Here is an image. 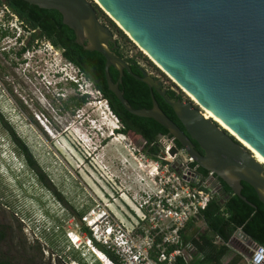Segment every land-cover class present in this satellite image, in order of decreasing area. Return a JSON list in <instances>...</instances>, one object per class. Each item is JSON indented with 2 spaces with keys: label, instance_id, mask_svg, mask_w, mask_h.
I'll list each match as a JSON object with an SVG mask.
<instances>
[{
  "label": "rangeland",
  "instance_id": "rangeland-1",
  "mask_svg": "<svg viewBox=\"0 0 264 264\" xmlns=\"http://www.w3.org/2000/svg\"><path fill=\"white\" fill-rule=\"evenodd\" d=\"M1 9L5 8L0 7L2 18ZM102 11V21L115 32L126 55L137 58L152 76L163 81L165 88L183 93L185 100L194 99ZM9 16L6 12L2 26H10L9 37H1L0 30V112L31 148L54 190L47 189L17 155L0 123L2 206L10 207L3 206L31 241L43 247L48 259L62 260L63 264H110L108 258L101 260L92 253L85 229L91 228L93 220L107 223V215H112L114 226L122 224L131 229L139 218V203L160 188L156 162L143 154L142 139L115 131L120 127L118 120L88 80L80 83L78 90L89 93L90 101L75 114L65 109L60 96L75 95L77 91L69 83L77 81L73 70L64 67L60 52L47 41H39L22 57L17 55L20 29ZM29 37L27 34L23 40ZM181 157H188L184 150ZM53 191L61 194L62 200ZM77 213L84 215L85 224L78 222ZM200 227L205 229L202 222ZM69 236L78 241L76 247ZM237 241L232 248L239 251Z\"/></svg>",
  "mask_w": 264,
  "mask_h": 264
},
{
  "label": "water",
  "instance_id": "water-1",
  "mask_svg": "<svg viewBox=\"0 0 264 264\" xmlns=\"http://www.w3.org/2000/svg\"><path fill=\"white\" fill-rule=\"evenodd\" d=\"M27 1L58 11L78 46L106 57L109 88L129 112L166 128L189 157L214 172L250 205L255 206L242 195V182L249 183L264 203V164L253 152L264 159V0ZM95 3L197 100L170 99L161 79L145 68L143 75L136 74L131 64L112 50L111 45L118 43L116 34L102 21ZM111 66L120 72L118 82L111 77ZM126 70L152 89L151 108H134L124 97L119 82ZM155 90L185 132L162 111ZM204 108L237 136L208 118ZM177 152L173 147L170 154Z\"/></svg>",
  "mask_w": 264,
  "mask_h": 264
},
{
  "label": "trees",
  "instance_id": "trees-1",
  "mask_svg": "<svg viewBox=\"0 0 264 264\" xmlns=\"http://www.w3.org/2000/svg\"><path fill=\"white\" fill-rule=\"evenodd\" d=\"M0 7H7L13 12L23 24L22 26L28 32V35H30L26 42L23 38L17 39V43H22L17 55L22 57L26 52L35 49L37 46L36 43H39V41H47L53 48L60 52L63 61L69 63L78 72L80 80L74 83L69 82L70 86L77 90L76 94H70L66 97L64 96V98L60 96L65 109L71 110L75 114V110L82 108L90 101L89 93H80L78 90V85H82L80 83L88 80L91 82L93 88L101 93L102 97L107 101L113 116L118 120L120 127L115 131L119 135L130 136L134 134L139 139H142L144 142L142 148L143 154L153 161L158 160V156L164 152V148L160 142L161 139H172L169 131L155 120L137 117L124 107L115 93L109 88L105 74L107 59L103 54L100 52L86 51L84 47L78 46L75 41L76 37L74 32L68 26L64 25L62 15L56 10L41 9L39 6L32 5L27 0H0ZM95 7L99 11L100 17V11L105 15L97 3H95ZM119 31L124 37L128 38L122 30ZM6 34L8 33H2L1 37H4ZM111 48L115 54L121 58H125L131 64L136 74L143 75L142 70L144 67L137 58L126 55L120 43H117V45L112 44ZM110 74L115 82L119 81L120 72L115 67H110ZM119 87L124 93V97L134 108H151L153 106L152 89L150 86L136 78L129 71L126 70L124 73L122 81L119 82ZM163 89L166 90L167 96L170 99H184L183 93H178L173 88ZM154 95L166 116L185 132L172 108L156 90ZM0 123L4 126L10 141L15 146L17 155L35 173L39 181L47 189L52 190V184L35 158L31 148L17 134L15 128L9 126L1 112ZM193 143L196 144L194 141ZM174 144L177 149H182L177 141H174ZM197 148L201 151L199 146ZM193 165H196V163ZM197 172L202 178L209 175V171L201 166H198ZM221 183L224 194H216L208 206L201 210L200 218L194 217L190 220L182 232L184 239L192 241L199 248L200 253L204 255V260L200 264H224V258L232 251L229 242L238 231L243 232L257 244L264 246V203L259 199L255 189L249 183L242 182L244 186L242 195L255 205L252 206L240 196L234 194L226 182L221 180ZM53 194L59 200H62L63 197L61 194H58L56 191H53ZM75 215L78 222L85 224L82 213ZM199 219L205 226L204 230L199 226ZM85 231L88 232L90 238H94L92 229L87 228ZM218 238L221 239L220 243L217 242ZM96 244L112 260L117 264H121L114 252L109 251L100 243ZM171 250L172 248L168 252ZM242 260H245L244 257L238 254L228 264H239Z\"/></svg>",
  "mask_w": 264,
  "mask_h": 264
},
{
  "label": "built area",
  "instance_id": "built-area-1",
  "mask_svg": "<svg viewBox=\"0 0 264 264\" xmlns=\"http://www.w3.org/2000/svg\"><path fill=\"white\" fill-rule=\"evenodd\" d=\"M161 144L164 152L155 161L160 188L156 194L146 195L139 203L137 223L131 229L122 227V224L114 226L112 215H107L110 224L107 222L108 228L104 232L100 231L96 220L91 223L94 233V238L89 237L91 251L101 260V249L96 243L114 252L121 264H200L204 260L199 248L192 241L185 240L182 232L190 220L200 218L201 210L219 194L218 185L210 181V178L216 179V175L209 171L207 178L199 176V164L192 157L182 158V149L171 155L174 140L163 138ZM173 164L176 168L172 167ZM165 174H168V180H165ZM200 222L199 219V226ZM237 234L229 246L238 240L236 246L241 249L239 253L246 264H264V246L241 231ZM69 240L76 247L78 241L70 236ZM217 242L220 243L221 239L218 238ZM170 248L172 250L168 252ZM104 255L110 264H117L107 254Z\"/></svg>",
  "mask_w": 264,
  "mask_h": 264
},
{
  "label": "flooded vegetation",
  "instance_id": "flooded-vegetation-1",
  "mask_svg": "<svg viewBox=\"0 0 264 264\" xmlns=\"http://www.w3.org/2000/svg\"><path fill=\"white\" fill-rule=\"evenodd\" d=\"M4 8L5 15L7 12V14L10 15L9 17L13 18L12 20L14 21L15 14L11 12L7 7ZM5 18L6 17L4 16V20ZM7 21L8 24H10L8 19ZM2 26H4L3 23L0 26L1 34L8 33L4 37H9L10 33L8 30L10 26H8L7 29L2 28ZM24 33V36L28 34L27 31ZM18 44L21 46L22 43L16 42V45ZM163 88H165V86H163ZM196 144H194L195 149L201 155H204V151L202 149L200 151L197 148V146L199 145L197 144L196 146ZM172 167L176 168V165L173 164ZM207 176L205 178H207ZM210 181L218 185V193L220 195L224 194L221 180L216 177V179L210 178ZM3 206H6L7 209L10 208L5 204H3ZM3 206L2 202L0 201V264H63L62 260L53 261L51 259H48L44 255L43 247L41 246L40 248V246L37 244L38 242L31 241L29 236L24 233L23 227H18V223L15 222L16 219L10 218L11 216L8 210L3 208ZM237 233H239V231ZM237 233L236 235H238Z\"/></svg>",
  "mask_w": 264,
  "mask_h": 264
},
{
  "label": "clouds",
  "instance_id": "clouds-1",
  "mask_svg": "<svg viewBox=\"0 0 264 264\" xmlns=\"http://www.w3.org/2000/svg\"><path fill=\"white\" fill-rule=\"evenodd\" d=\"M1 12L2 13H4V16H5V10L4 9H1ZM4 16L1 18L0 17V26H1V24L3 23V20H4ZM15 18V23H16V28H19L20 29V34H19V36L16 38V42H17V39H20V38H22L24 35H25V33L24 32H26L25 31V29L23 28V24L19 21V19L15 16L14 17ZM14 35H15V33H14ZM30 52V51H29ZM62 59V58H61ZM62 62H63V65H64V67L66 68V69H71V70H73V72H74V74H75V77H76V79L77 80H80L79 79V77H78V72L69 64V63H67V62H64L63 61V59H62ZM156 179V178H155ZM104 222V220L102 219L101 220V222L99 223V224H101V223H103ZM108 228V223H103V224H101V226H100V230H102V231H104L105 229H107ZM90 229H92V228H90Z\"/></svg>",
  "mask_w": 264,
  "mask_h": 264
},
{
  "label": "bare ground",
  "instance_id": "bare-ground-1",
  "mask_svg": "<svg viewBox=\"0 0 264 264\" xmlns=\"http://www.w3.org/2000/svg\"><path fill=\"white\" fill-rule=\"evenodd\" d=\"M121 26V25H120ZM153 60V59H152ZM154 61V60H153ZM155 62V61H154ZM156 63V62H155ZM157 64V63H156ZM172 77V76H171ZM173 78V77H172ZM174 79V78H173ZM175 80V79H174ZM179 84V83H178ZM180 85V84H179ZM190 96H192L193 98H194V100H197V99H195V97L192 95V94H190L182 85H180ZM205 110H206V116L208 117V118H213V119H216V121H218L219 123H221V125H223V127H225L226 129H228L233 135H235V136H237V134L235 133V132H233L228 126H226L222 121H220L216 116H215V114L213 113V112H211L210 110H208L207 108H205ZM240 139L249 147V148H251L252 149V147L245 141V140H243L241 137H240ZM253 150V149H252ZM253 152L256 154L255 155V157L258 159V161H260L262 164H264V159L258 154V153H256L254 150H253ZM99 255H101V258L104 260H106V258H105V255H104V253H102L101 251H99Z\"/></svg>",
  "mask_w": 264,
  "mask_h": 264
},
{
  "label": "crops",
  "instance_id": "crops-1",
  "mask_svg": "<svg viewBox=\"0 0 264 264\" xmlns=\"http://www.w3.org/2000/svg\"><path fill=\"white\" fill-rule=\"evenodd\" d=\"M231 249L232 251H230L223 260L224 264L230 263L233 259H235V257H237L238 254L241 255L239 251L235 250V248L231 247ZM239 264H246V262L242 260Z\"/></svg>",
  "mask_w": 264,
  "mask_h": 264
}]
</instances>
